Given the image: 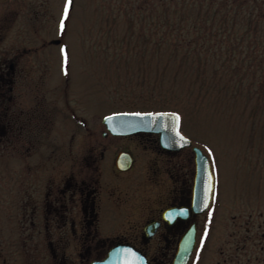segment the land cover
I'll return each mask as SVG.
<instances>
[{
    "label": "rangeland",
    "instance_id": "1",
    "mask_svg": "<svg viewBox=\"0 0 264 264\" xmlns=\"http://www.w3.org/2000/svg\"><path fill=\"white\" fill-rule=\"evenodd\" d=\"M65 3L0 0L1 20L6 17L1 50L12 52L21 42L24 66L29 59L50 63L45 71L33 66L39 86L23 87V106L45 96L44 105L54 113V138L78 135L75 120L100 132L102 118L116 112L178 113L181 133L208 157L213 176L212 203L199 219L189 264H264V95L256 94V74L234 75L222 68V59L198 57L165 40L166 21L192 19L194 12L151 10L139 0H72L65 18ZM52 39L61 43L41 48ZM185 152L193 168L192 153ZM5 156L0 155V264H50L32 252L30 240L22 241L30 227L21 234L18 221L20 180L35 160ZM147 161L138 153L132 186L142 191Z\"/></svg>",
    "mask_w": 264,
    "mask_h": 264
},
{
    "label": "flooded vegetation",
    "instance_id": "2",
    "mask_svg": "<svg viewBox=\"0 0 264 264\" xmlns=\"http://www.w3.org/2000/svg\"><path fill=\"white\" fill-rule=\"evenodd\" d=\"M1 18L0 155L35 160L27 168L26 179L20 180L16 200L21 234L30 227L29 236L23 235L22 241L30 240L32 252L49 259L50 264H89L102 260L119 245L134 248L146 264H171L181 237L193 225L190 262L201 233L199 219L212 203L211 198L201 214L192 210L194 162L192 168L185 154L190 147L166 150L160 146L158 134L149 132L114 136L102 120L100 132L75 120L78 135L49 137L54 113L44 105L45 96L25 108L20 93L23 87L38 88L40 78L31 72L47 70L49 60L33 64L29 59L31 67L24 66L21 42L12 52L1 50L6 17ZM46 44L52 43H43L41 48ZM120 152L132 158L127 170H120L116 163ZM137 152L148 158L143 170L145 191L132 186L138 170ZM171 208L180 210L178 216L164 217ZM151 223L156 227L150 235L147 227Z\"/></svg>",
    "mask_w": 264,
    "mask_h": 264
},
{
    "label": "trees",
    "instance_id": "3",
    "mask_svg": "<svg viewBox=\"0 0 264 264\" xmlns=\"http://www.w3.org/2000/svg\"><path fill=\"white\" fill-rule=\"evenodd\" d=\"M139 3L151 10L196 13L197 17L192 19L166 21L165 40L171 38L174 48L192 51L198 57L222 59V68L234 75L253 71L256 94L264 95V0H139ZM139 13L136 12V17Z\"/></svg>",
    "mask_w": 264,
    "mask_h": 264
},
{
    "label": "water",
    "instance_id": "4",
    "mask_svg": "<svg viewBox=\"0 0 264 264\" xmlns=\"http://www.w3.org/2000/svg\"><path fill=\"white\" fill-rule=\"evenodd\" d=\"M72 5V3H71ZM69 6V9L71 8ZM60 40H51L52 44H59ZM64 55L67 56L66 46L62 47ZM140 115H137V114ZM148 113L153 115L149 116ZM106 130L114 136H128L142 132L158 134L159 144L166 150H180L190 147L191 141L180 133V116L175 112H122L107 115L102 119ZM179 133V135H177ZM194 161V177L192 188L191 207L195 213H203L209 206L212 189L213 176L210 163L207 156L196 146L191 147ZM116 163L120 170H127L131 167L132 158L129 153L120 152L117 156ZM180 210L176 208L168 209L164 212V217L175 218ZM150 235L156 225L151 223ZM146 229V230H147ZM195 228L193 225L181 237L176 253L172 258L171 264H187L194 247ZM131 249L141 259L138 264H146V259L134 248L129 246H116L112 248L107 256L102 260L91 261L89 264H132L135 260L131 254L125 255L115 250Z\"/></svg>",
    "mask_w": 264,
    "mask_h": 264
},
{
    "label": "snow or ice",
    "instance_id": "5",
    "mask_svg": "<svg viewBox=\"0 0 264 264\" xmlns=\"http://www.w3.org/2000/svg\"><path fill=\"white\" fill-rule=\"evenodd\" d=\"M72 3V0H66V3H65V7H64V17L67 18L68 15H69V6L71 5ZM64 24H65V20L62 19L60 21V27L61 29H63L64 27ZM137 115H140L139 113ZM147 115L151 116L153 115L152 113H148ZM177 135H179V133H177ZM117 251L118 253L119 252H122L124 253L125 255L127 254H131L133 257H135V260L132 262V264H138L139 260L141 259L135 252H133L131 249H119V250H115Z\"/></svg>",
    "mask_w": 264,
    "mask_h": 264
}]
</instances>
